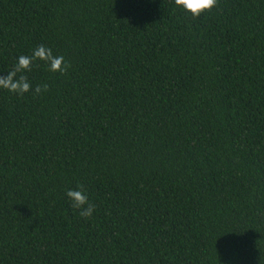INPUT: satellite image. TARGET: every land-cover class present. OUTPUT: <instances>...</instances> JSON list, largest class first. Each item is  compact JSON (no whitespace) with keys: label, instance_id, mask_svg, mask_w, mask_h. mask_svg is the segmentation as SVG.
Segmentation results:
<instances>
[{"label":"trees","instance_id":"1","mask_svg":"<svg viewBox=\"0 0 264 264\" xmlns=\"http://www.w3.org/2000/svg\"><path fill=\"white\" fill-rule=\"evenodd\" d=\"M40 44L70 67L0 89V264H264V0H0V75Z\"/></svg>","mask_w":264,"mask_h":264},{"label":"clouds","instance_id":"2","mask_svg":"<svg viewBox=\"0 0 264 264\" xmlns=\"http://www.w3.org/2000/svg\"><path fill=\"white\" fill-rule=\"evenodd\" d=\"M174 3L178 8L190 13L192 18L195 19L201 13L210 12L216 7L217 0H174ZM37 61H43L47 64L49 71L59 72L60 74H65L70 67L63 55H54L51 48L40 44L32 51L31 55L19 56L14 67L6 75H0V89L19 96L29 92L36 96L46 93L49 90L47 83L38 84L33 88L25 74L32 70L34 63ZM66 196L71 202V206L78 210L81 217L88 219L92 216L96 206L89 201L82 185L77 186L75 189H69Z\"/></svg>","mask_w":264,"mask_h":264}]
</instances>
